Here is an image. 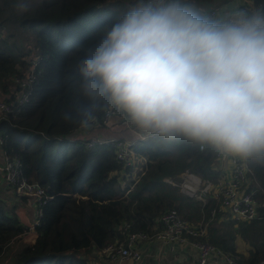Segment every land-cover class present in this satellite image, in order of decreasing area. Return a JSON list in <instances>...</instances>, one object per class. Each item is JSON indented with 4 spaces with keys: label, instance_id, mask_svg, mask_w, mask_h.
<instances>
[{
    "label": "trees",
    "instance_id": "trees-1",
    "mask_svg": "<svg viewBox=\"0 0 264 264\" xmlns=\"http://www.w3.org/2000/svg\"><path fill=\"white\" fill-rule=\"evenodd\" d=\"M212 1L186 0L200 14L198 4ZM20 2L0 0V98L13 103L14 77L22 76L30 57L41 58V73L30 101L0 118V150L21 160L23 175L44 187L48 199L35 241L16 264H93L91 255L117 242L127 245L130 232L154 233L158 219L173 209L193 224L204 221L201 239L237 255L240 264L264 262V155L249 158L259 217L237 222L228 213L212 215L220 206L216 199L203 205L168 181L188 171L217 182L214 147L201 149L203 143L182 135L150 136L136 141L126 165L111 145L89 147L85 138H74L84 127L82 109L92 103L80 89L79 62L135 0H24L27 11ZM252 2L264 11V0ZM24 38L26 50L18 43ZM110 105L99 101L87 125L102 122ZM27 231L0 193V259Z\"/></svg>",
    "mask_w": 264,
    "mask_h": 264
},
{
    "label": "clouds",
    "instance_id": "clouds-1",
    "mask_svg": "<svg viewBox=\"0 0 264 264\" xmlns=\"http://www.w3.org/2000/svg\"><path fill=\"white\" fill-rule=\"evenodd\" d=\"M78 70L84 126L106 100L150 135L264 155V11L216 19L186 0H135Z\"/></svg>",
    "mask_w": 264,
    "mask_h": 264
},
{
    "label": "built area",
    "instance_id": "built-area-1",
    "mask_svg": "<svg viewBox=\"0 0 264 264\" xmlns=\"http://www.w3.org/2000/svg\"><path fill=\"white\" fill-rule=\"evenodd\" d=\"M199 10L203 15L212 18H226L243 10L248 13L260 11L259 7L253 2L245 1L243 4L235 3L230 6L218 7L215 3L198 4ZM41 58L32 56L29 58L28 67L22 72V76L14 77L15 99L13 103H8L4 98H0V118L6 117L13 111L14 106H23L30 101L35 84L41 73L39 65ZM124 111L113 105L106 110L102 122L91 121V126L100 128L110 122V120ZM125 123L128 125L127 121ZM153 135H142L141 139H146ZM89 147L97 144H109L114 148L117 159L130 165L133 162L134 149L136 142H128L119 138L102 140L98 136L87 137ZM3 138L0 136V145ZM205 145H201L204 149ZM225 153H218V160ZM250 158V157H249ZM249 158H242L231 155L229 166L221 169L217 160L214 166L219 170L220 177L217 182L204 180L200 176L185 172L181 175L180 181L169 182L180 186L181 190L190 197L196 198L206 205L212 197L220 202V207L212 209V215L218 212L228 213L230 219L237 222H251L259 217V202L255 196L256 191L252 189L254 182L253 169L250 166ZM0 175L3 183L9 186L19 197H27L36 207L33 229L40 224L42 217L43 204L48 199L44 187L36 182L28 180L22 171V162L18 157H12L3 152L0 161ZM159 225L154 233L130 232L127 238V245L114 243L104 249L108 256L109 264H121L127 259L138 261L141 259L142 252L136 247V243L141 241H162L174 247V245L191 244L196 248L197 264H240L239 257L230 252H226L216 245L202 240L207 234V227L204 221L193 224L180 216L177 210H169L158 219ZM129 225L125 226L127 230ZM261 264H264L262 262Z\"/></svg>",
    "mask_w": 264,
    "mask_h": 264
},
{
    "label": "crops",
    "instance_id": "crops-1",
    "mask_svg": "<svg viewBox=\"0 0 264 264\" xmlns=\"http://www.w3.org/2000/svg\"><path fill=\"white\" fill-rule=\"evenodd\" d=\"M240 1V0H239ZM250 1L252 0H244ZM239 2H233L232 4ZM241 4V3H239ZM127 121L128 125L125 123ZM142 135H148L145 131L136 126L126 112L113 117L110 122L100 128L91 125L84 126L79 130L74 138L87 139L93 136H98L102 140H110L112 138H119L128 142H136L141 140ZM150 135V134H149ZM231 155H223L220 157L219 167L221 169L229 166V159ZM0 161H2V152L0 150ZM0 193L1 197L9 206H14L21 222L25 225L28 231L17 238L8 252L0 260V264H16L18 255L30 246L36 238L35 229H33V222L36 213V207L28 198L24 196L19 197L14 191L3 183L0 175ZM136 247L142 252L141 259L135 261L127 259L121 264H197L196 248L191 244L174 245L162 241H141L136 243ZM91 255L93 264H109L108 256L103 254Z\"/></svg>",
    "mask_w": 264,
    "mask_h": 264
},
{
    "label": "rangeland",
    "instance_id": "rangeland-1",
    "mask_svg": "<svg viewBox=\"0 0 264 264\" xmlns=\"http://www.w3.org/2000/svg\"><path fill=\"white\" fill-rule=\"evenodd\" d=\"M233 2H239V3H242V4H243V3H244V0H240V1H239V0H213V1L210 2V3H212V4L215 3L218 7H221V6L226 7V6H230V5H232ZM201 14L203 15L202 12H201ZM9 34H11V32L6 33V35H9ZM6 35H5V36H6ZM17 39H18V37H13V38H11L10 40H11V41H16ZM18 43H19L21 46H23V49H24V50H26V45H27V44L29 45V42H27V40H26L25 38L22 39V40H19ZM28 45H27V46H28ZM180 178H181V176H180ZM181 191H182V190H181ZM182 192H183V191H182ZM219 207H220V206H219ZM7 252H8V251H7ZM7 252H6V253H7ZM6 253H5V254H6ZM5 254H4V255H5ZM4 255H3V256H4ZM3 256L1 257V259L3 258ZM1 259H0V260H1Z\"/></svg>",
    "mask_w": 264,
    "mask_h": 264
}]
</instances>
